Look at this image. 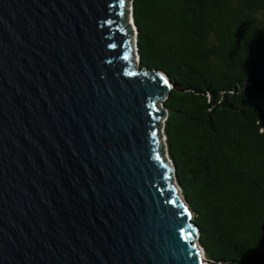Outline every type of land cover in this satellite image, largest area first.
<instances>
[{"label":"water","instance_id":"obj_1","mask_svg":"<svg viewBox=\"0 0 264 264\" xmlns=\"http://www.w3.org/2000/svg\"><path fill=\"white\" fill-rule=\"evenodd\" d=\"M129 4L0 0V264H208Z\"/></svg>","mask_w":264,"mask_h":264},{"label":"trees","instance_id":"obj_2","mask_svg":"<svg viewBox=\"0 0 264 264\" xmlns=\"http://www.w3.org/2000/svg\"><path fill=\"white\" fill-rule=\"evenodd\" d=\"M139 68L175 85L169 158L208 264H264V0H133Z\"/></svg>","mask_w":264,"mask_h":264},{"label":"rangeland","instance_id":"obj_3","mask_svg":"<svg viewBox=\"0 0 264 264\" xmlns=\"http://www.w3.org/2000/svg\"><path fill=\"white\" fill-rule=\"evenodd\" d=\"M129 8H130V10H129V25H130V27H131V30H132V32H133V43H134V47H133V57H134V62L136 63V70H138V69H140L139 68V60H138V55H137V40H136V30H135V28L133 27V25H131L132 24V19H131V15H132V13H131V8H132V0H130V4H129ZM164 100H166L165 98L164 99H162L161 100V103H160V108H161V110H162V107H163V102H164ZM166 118H167V116H165V118L162 120V126H161V142H162V144H163V151H164V154H165V159H166V161H167V163H170V161H169V154H168V149H167V145H166V137H165V133H164V123H165V121H166ZM170 166H171V163H170ZM172 178H173V184L175 185V187H177V185H179L180 186V184L178 183V180L176 179V176H175V173L174 174H172ZM178 188V187H177ZM180 188H181V186H180ZM180 196H181V198H182V200H181V198L179 197V199H180V201L183 203L184 201H185V198H184V196H183V194H182V189L180 190ZM185 203V202H184ZM186 204V203H185ZM186 208L188 209V212L190 213V215H191V220L190 221H193V215H192V211L190 210V207H189V205L187 206L186 205ZM198 233H197V238H196V241L199 243V238H198ZM199 237H200V235H199ZM199 245H200V243H199ZM201 246V245H200ZM204 249V248H203ZM204 253H205V251H204ZM204 255H206V253L204 254Z\"/></svg>","mask_w":264,"mask_h":264},{"label":"bare ground","instance_id":"obj_4","mask_svg":"<svg viewBox=\"0 0 264 264\" xmlns=\"http://www.w3.org/2000/svg\"><path fill=\"white\" fill-rule=\"evenodd\" d=\"M132 25V24H131ZM165 103V102H164ZM176 191H177V195L181 198V196H180V190L179 189H176ZM181 200H182V198H181ZM182 203V202H181ZM183 205H184V207L186 208V204L183 202L182 203Z\"/></svg>","mask_w":264,"mask_h":264},{"label":"snow or ice","instance_id":"obj_5","mask_svg":"<svg viewBox=\"0 0 264 264\" xmlns=\"http://www.w3.org/2000/svg\"><path fill=\"white\" fill-rule=\"evenodd\" d=\"M165 84H167V81H164Z\"/></svg>","mask_w":264,"mask_h":264}]
</instances>
